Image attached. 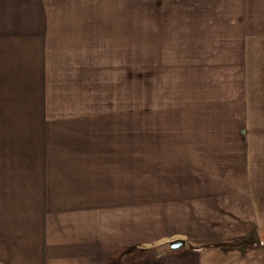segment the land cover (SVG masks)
Returning a JSON list of instances; mask_svg holds the SVG:
<instances>
[{"label": "crops", "instance_id": "crops-1", "mask_svg": "<svg viewBox=\"0 0 264 264\" xmlns=\"http://www.w3.org/2000/svg\"><path fill=\"white\" fill-rule=\"evenodd\" d=\"M0 264H264V0H0Z\"/></svg>", "mask_w": 264, "mask_h": 264}, {"label": "rangeland", "instance_id": "rangeland-1", "mask_svg": "<svg viewBox=\"0 0 264 264\" xmlns=\"http://www.w3.org/2000/svg\"><path fill=\"white\" fill-rule=\"evenodd\" d=\"M145 102V76L139 75L136 83V90L132 91L131 97H128L129 102Z\"/></svg>", "mask_w": 264, "mask_h": 264}, {"label": "water", "instance_id": "water-1", "mask_svg": "<svg viewBox=\"0 0 264 264\" xmlns=\"http://www.w3.org/2000/svg\"><path fill=\"white\" fill-rule=\"evenodd\" d=\"M169 248L171 250H175V249H179L181 247H185L186 246V241L185 240H172L170 242H168Z\"/></svg>", "mask_w": 264, "mask_h": 264}]
</instances>
